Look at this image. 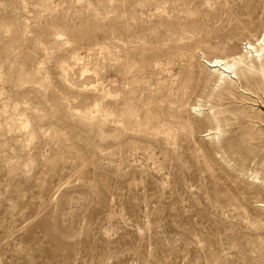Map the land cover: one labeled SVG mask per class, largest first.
Wrapping results in <instances>:
<instances>
[{"label":"rangeland","instance_id":"rangeland-1","mask_svg":"<svg viewBox=\"0 0 264 264\" xmlns=\"http://www.w3.org/2000/svg\"><path fill=\"white\" fill-rule=\"evenodd\" d=\"M263 32L264 0H0V264H264V104L215 138L203 55Z\"/></svg>","mask_w":264,"mask_h":264},{"label":"bare ground","instance_id":"bare-ground-1","mask_svg":"<svg viewBox=\"0 0 264 264\" xmlns=\"http://www.w3.org/2000/svg\"><path fill=\"white\" fill-rule=\"evenodd\" d=\"M253 39H248L245 44V51L242 49L239 52L233 53V57L230 59L228 56L215 55L213 57H209L202 53L204 55L206 68L212 75L211 79L214 78L217 84L220 83L219 85H225L221 92L216 94L214 101L215 104L220 106L222 105L218 110H216V113L211 116L215 119L214 123L216 125L219 121L226 123L227 119L230 118V115L233 114L232 110L229 108L230 105L232 103L239 104L241 101L243 102V100L247 98L246 93H251L259 104H264V35L256 38L255 40ZM215 93H217L216 90ZM215 93L213 91V94ZM201 110L202 108L199 106L197 111L201 112ZM238 112L241 113V116L244 115V111L242 112L238 110ZM215 115H220V118L218 117L217 119ZM210 123L213 122L210 121ZM220 129L221 127L218 124L216 131L211 134L215 138H219L221 132ZM258 135V131H251L248 135V139H251V144L254 143V146L247 149L246 160H250L251 158L256 159V157H252V155L259 149ZM226 145L228 146L229 151L234 150L230 139L226 140ZM258 161L260 165L264 167V154L261 159H258ZM251 176L255 181L259 180L258 173H252ZM215 195L219 196L218 192H215ZM224 200H228V197L222 196L221 201L223 202ZM258 206L264 210V201H259Z\"/></svg>","mask_w":264,"mask_h":264}]
</instances>
